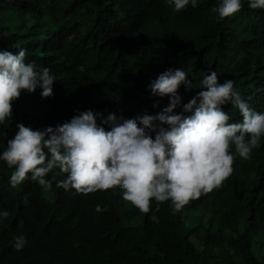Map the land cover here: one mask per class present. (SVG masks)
Returning <instances> with one entry per match:
<instances>
[{"label":"trees","instance_id":"16d2710c","mask_svg":"<svg viewBox=\"0 0 264 264\" xmlns=\"http://www.w3.org/2000/svg\"><path fill=\"white\" fill-rule=\"evenodd\" d=\"M50 1L0 0V31L11 34L0 39V51L25 50L26 63L48 67L56 78L51 97L42 98L37 88L13 101L12 118L0 125V154L19 123L33 130L55 128L87 110L126 119L156 115L170 100L153 96L148 88L159 74L168 69L188 73L196 88L188 92L181 85L178 90L187 103L209 70L217 72L220 82L233 80L231 59L241 62L246 48L254 45L264 50V10L252 12L248 3L239 17L222 22L212 11L220 0H198V7L189 4L180 12L168 0ZM240 121L231 114L230 123ZM230 151L235 152L234 145ZM14 170L0 159V212L9 213L0 221V264H264L260 148L248 160L237 156L221 187L175 214L170 201L157 212L154 200L151 211L142 214L123 200L119 188L88 195L66 191L56 186L65 178L59 169L46 177L51 188L30 176L12 188ZM98 205L102 211H96ZM191 234L203 237L204 251ZM17 237L26 240L22 250L14 246Z\"/></svg>","mask_w":264,"mask_h":264},{"label":"clouds","instance_id":"9594fccd","mask_svg":"<svg viewBox=\"0 0 264 264\" xmlns=\"http://www.w3.org/2000/svg\"><path fill=\"white\" fill-rule=\"evenodd\" d=\"M168 3L175 12L189 4L198 7V0ZM247 3L250 9H264V0H220L212 11L223 20L235 16ZM10 35L0 31V39ZM25 57V50L19 54L0 51V125L12 118L13 101L22 91L34 93L40 88L42 98L53 95L56 78L51 69H38L34 61L26 63ZM227 64L237 78L224 77L220 82L217 72L209 70L199 82L200 90L187 103L178 90L181 85L188 92L196 88L188 73L168 69L159 74L148 88L153 96L170 100L156 115L126 119L122 114L105 117L87 110L55 128L33 130L19 123L0 154L15 169L11 187L30 176L42 188H51L46 177L59 169L58 174L65 178L56 186L66 191L88 195L119 188L123 200L142 214L151 211L153 200L157 212L169 201L173 214L180 212L190 201L221 187L231 176L237 156L248 160L253 149L264 151V50L259 44L251 46L241 62L231 59ZM232 113L241 121L230 123ZM233 145L234 153L230 151ZM102 210L96 207V211ZM8 216V211L0 212V221ZM151 219L158 222L155 215ZM25 244L24 237H17L14 246L22 250Z\"/></svg>","mask_w":264,"mask_h":264},{"label":"bare ground","instance_id":"6f19581e","mask_svg":"<svg viewBox=\"0 0 264 264\" xmlns=\"http://www.w3.org/2000/svg\"><path fill=\"white\" fill-rule=\"evenodd\" d=\"M49 1H50V0H49ZM50 2H52V1H50ZM106 3H107V1L105 2V4H106ZM109 3H110V2H109ZM112 3H113V2H112ZM49 4H50V3H49ZM120 4H121V3H120ZM122 4H123V3H122ZM122 4H121V5H122ZM114 5H115V3H114ZM104 6H105V5H104ZM112 6H113V5H112ZM116 6H117V5H116ZM124 6H126V5H123V7H124ZM108 8H109V5H108ZM120 8H121V7H120ZM124 8H125V7H124ZM100 9H101V8H100ZM104 9H105V8H104ZM111 9H113V8H111ZM262 10H264V9H262ZM262 10H261V11H262ZM259 11H260V10H258V12H259ZM18 12H19V11H18ZM252 12H254V10H252ZM252 12H251V13H252ZM263 12H264V11H263ZM18 14H19V13H18ZM237 14H238V13H237ZM263 14H264V13H263ZM247 15L249 16V13H248ZM240 16H241V15H240ZM231 17H232V16H231ZM234 17H235V16H234ZM238 17H239V14H238ZM238 17H237V19L240 20V18H238ZM246 17H247V16H246ZM258 17H260V15H259ZM263 17H264V16H263ZM235 18H236V17H235ZM248 18H249V17H248ZM248 18H247V19H248ZM254 18H255V17H254ZM229 19H230V17H229ZM229 19H227V20H229ZM232 19H233V18H232ZM237 19H236V20H237ZM224 20H225V19H224ZM224 20H223V21H224ZM259 20H260V19H258V21H259ZM119 21H120V20H119ZM221 21H222V20H221ZM221 21H220V22H221ZM223 21H222V22H223ZM230 21H231V20H230ZM232 21H233V20H232ZM258 21H256V22H258ZM103 22H104V21H103ZM225 22H226V21H225ZM225 22H224V24H226ZM240 22H241V21H240ZM243 22H244V20H243ZM254 22H255V21H254ZM260 22H261V20H260ZM260 22H259V23H260ZM0 23H1V22H0ZM2 23H3V22H2ZM121 23H122V22H121ZM124 23H125V22H124ZM229 23H231V22H229ZM248 23H249V22H248ZM29 24H30V23H29ZM125 24H126V23H125ZM227 24H228V21H227ZM242 24H243V23H242ZM244 24H247L246 21H245ZM244 24H243V25H244ZM249 24H251V23H249ZM252 24H253V23H252ZM117 25H118V24H117ZM257 25H258V24H257ZM69 26H70V25H69ZM72 26H74V25H72ZM224 26H225V25H224ZM224 26H223V28H224ZM228 26H229V25H228ZM241 26H242V25H241ZM249 26H250V25H249ZM251 26H252V25H251ZM251 26H250V30H251ZM75 27H76V26H75ZM118 27H120V26L118 25ZM72 28H73V27H72ZM225 28H226V27H225ZM237 28H238V27H237ZM252 28H255V27L252 26ZM248 29H249V28H248ZM226 31H227V30H226ZM77 32H78V31H76V33H77ZM224 32H225V29H224ZM226 33H227V32H226ZM101 34L103 35V33H101ZM97 35H99V34H97ZM102 35H100L101 38H102ZM105 35H106V34H105ZM112 36H113V35H112ZM109 37H110V36H109ZM50 40H51V39H50ZM52 40H53V39H52ZM108 41H109V40H108ZM52 44H53V43H52ZM23 46H26V45H23ZM53 46H54V45H53ZM58 46H59V45H58ZM25 48H26V47H25ZM17 50H19V49H17ZM17 50H16V51H17ZM148 50H149V48H148ZM149 51H150V50H149ZM57 53H59V52L57 51ZM61 54H63V53H61ZM61 54L58 55V56H61ZM47 59H48V58H47ZM50 60H51V59H50ZM55 60H56V59H55ZM62 60H63V59H62ZM38 61H39V60H37V62H38ZM56 61H57V60H56ZM65 61H66V60H65ZM51 63H52V62H51ZM63 70H65V69H63ZM229 71H230V70H229ZM65 72L67 73V71H65ZM230 72H231V71H230ZM69 73H70V72H69ZM55 74H56V73H55ZM63 74H64V73H63ZM64 75H65V74H64ZM231 75H232V74H231ZM61 77H62V76H61ZM62 79H63V78H62ZM57 83H58V82H57ZM58 84H59V83H58ZM53 85H55V84H53ZM56 85H57V84H56ZM107 90H108V89H107ZM124 96H125V95H124ZM122 98H123V96H122ZM167 99H168V98H167ZM163 103H165V101H164ZM166 105H167V103H166ZM166 105H165V106H166ZM162 106H163V105H162ZM163 108H164V107H163ZM163 108H161V109H163Z\"/></svg>","mask_w":264,"mask_h":264},{"label":"rangeland","instance_id":"374dc122","mask_svg":"<svg viewBox=\"0 0 264 264\" xmlns=\"http://www.w3.org/2000/svg\"><path fill=\"white\" fill-rule=\"evenodd\" d=\"M21 2H23V0H20ZM193 233V232H192ZM193 240H195L197 242V247L199 248V250L204 251L205 248L202 246L203 243V237L199 236V235H192L190 236Z\"/></svg>","mask_w":264,"mask_h":264}]
</instances>
